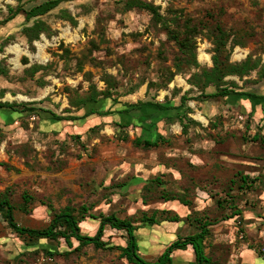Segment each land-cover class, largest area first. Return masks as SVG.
Instances as JSON below:
<instances>
[{
  "label": "rangeland",
  "instance_id": "rangeland-1",
  "mask_svg": "<svg viewBox=\"0 0 264 264\" xmlns=\"http://www.w3.org/2000/svg\"><path fill=\"white\" fill-rule=\"evenodd\" d=\"M43 1L23 2L29 8ZM121 1L66 0L40 17L51 30L42 33L33 43H29L22 33L27 21L23 14H19L9 22V34L0 42L9 37L0 48V66L7 72L0 74V101L36 102L35 106L43 109L38 113H24L11 123L0 121V198L6 197L12 202L15 220L21 225L41 227L47 224L53 214L50 205L54 210H60L68 204L75 207L85 204L92 214L115 213L121 218L135 219L149 209L183 211V206L177 201H165L159 193L149 204L143 203L144 186L134 183L131 177L134 174L147 175V166L142 168L136 162L149 159L153 154L150 149L135 146L132 138L124 139L125 131H114L111 123L101 128L69 129L66 125L57 131H46L39 117L45 110L63 114L70 109L72 114H77L78 108L70 104V96H85L91 83L96 84L99 90L106 89L107 84L103 80L106 74L113 75L119 82L118 93L124 100H163L172 96L175 87L186 86L187 75L177 74L167 88H159L160 81L164 80L163 72L168 68L174 70L177 44L161 24L152 22L147 11L137 8L126 11ZM148 1L159 5L164 16L181 17V22L185 17H191L198 23L208 19V12L213 13L215 17L212 20L220 21L241 42L232 53V61H241L253 54L254 57L261 56L264 62V0ZM17 4V0H0V20L8 15V5ZM63 9L69 10L77 20L76 24L62 18ZM209 32V29H204V33L197 37V51L201 64L212 66L213 44ZM40 44L43 48L39 57ZM14 45L23 52L19 59L15 58L13 51H8ZM25 57L28 58L27 64L23 62ZM33 64H42L46 68L29 77L24 70ZM252 77H256L255 72ZM229 78L239 81L237 77ZM260 86L264 88V83ZM193 101H189L191 107L195 104ZM238 112V108H231L222 113L227 116L221 121L223 125L220 123L217 131L212 132L219 147L218 153L224 154L235 146L231 138H224L227 137L226 132L228 135L233 132L236 135L234 139L239 137L240 140L239 131L246 130L253 139L252 121L239 118ZM194 113L198 119L205 120L201 112ZM229 121H233L231 126L225 128ZM170 128L176 130L178 125ZM258 145L261 146L260 143ZM250 151L256 153L257 148L254 146ZM157 152L160 158L161 153ZM173 159L179 160L178 157ZM228 171L230 179L226 177L223 180L234 178L235 175L230 176L232 171ZM163 181L168 191H177L184 185L170 174L163 177ZM24 194L33 197L27 211L22 209ZM254 195L256 192L250 193L249 209L256 207ZM79 212L78 209L76 213ZM98 226V221L90 217L81 223L82 231L90 235L97 232ZM192 232V226L186 225L178 231V225L166 226L162 222L140 228L136 233L141 254L153 261L177 236ZM103 238L111 245H125L126 242L124 232L109 226ZM77 245L75 241L74 246ZM243 246L253 247L256 254L263 257L264 232H254L244 224L242 227L236 219L212 228V234L206 241V252L217 264H241L238 254ZM47 248L60 253L69 250L63 240L60 244H53L41 239L27 245L0 212V264H130L120 256L119 250L96 248L92 244L84 246L80 254L70 255L50 256L44 250ZM187 250L192 252L193 258L192 247ZM174 257V264H185L188 260L187 254L180 250L174 253ZM243 260L252 264L262 263L252 262L249 256Z\"/></svg>",
  "mask_w": 264,
  "mask_h": 264
},
{
  "label": "trees",
  "instance_id": "trees-1",
  "mask_svg": "<svg viewBox=\"0 0 264 264\" xmlns=\"http://www.w3.org/2000/svg\"><path fill=\"white\" fill-rule=\"evenodd\" d=\"M16 6L8 5V15L0 20V24H6L16 18L19 14H23L26 18L27 25L22 28V33L26 36L29 43L40 38L42 33L49 32L50 26L40 17L48 14L50 11L56 9L62 2L66 0H45L39 4L26 7L24 0H17ZM121 4L124 10L140 9L145 10L151 15L154 24H161L167 31L168 36L173 40L178 47V53L174 58L173 67L168 68L163 72L164 80L162 78L159 88H167L169 83L177 74L187 75V82L191 88L181 94V88H174L171 97H165L164 101L156 100L155 98H148L140 100L136 104H125L127 107L122 108L116 112L131 113L132 110H143L142 113H147L151 109L159 112L169 113V122L179 121L182 125V132L187 134L192 124H198L188 113L192 112V108L188 102L190 100H208L215 98H238V99H260L264 101V88L260 86L264 83V62L261 56L254 57L249 54L244 60L232 61L231 56L237 45H241L240 40L235 34L227 30L220 21L214 19V14L207 13L208 19L194 22L191 17H185L184 22H181V17L169 18L161 13L160 6L148 0H122ZM62 18L70 20L73 24L77 20L69 12L68 9L62 10ZM213 21V23L211 21ZM32 21V23H30ZM204 29H209V38L213 44L211 53L212 66L201 64L198 60L197 51V37L204 33ZM240 34V31L239 33ZM9 37L0 44L3 48L7 43ZM24 64L28 63V58H23ZM46 66L42 64H33L27 67L24 72L29 77H34L35 74L44 70ZM253 72L256 77L253 78ZM0 74H7V72L0 66ZM237 77L240 82L234 78ZM103 80L107 84V88L99 90L94 83L90 84V91L85 96H70V104L81 109L90 103L98 102L102 98H111L115 102L118 101L120 94L118 93L119 82L111 74H106ZM151 83L148 85L147 96L150 95ZM197 89H195V88ZM213 87V92H208V88ZM69 90H73L68 87ZM194 92H199L194 95ZM177 94H181L178 102H173ZM178 104V105H177ZM36 102H10L0 101V109H7L21 113H38L43 111L42 108L35 106ZM185 106V111H175L177 107ZM46 112V110L44 111ZM65 112H71L70 109ZM112 110L104 112V114L112 113ZM173 112V113H172ZM101 113L98 110H92L86 113L85 116L91 114ZM140 113V112H139ZM52 118L56 120H75L80 118L76 115H59L51 112ZM200 124V123H199ZM121 126L127 124L119 123ZM212 125V126H211ZM210 126L217 128V122H210ZM124 139L128 140L129 135H124ZM165 141L163 136L158 140L142 139L136 137L132 143L137 147L150 149L158 147L161 141ZM260 140L264 143V136L256 134L254 141ZM235 178L231 179L229 185L221 190V193L216 194V203L222 210H228L222 219L228 220L238 216V219H243V209L239 205V201L244 194L249 191H254L256 180L241 171H238ZM165 182L160 176L149 180L143 187L142 200L144 204L149 202L159 193L165 201H179L181 204L193 207V201L189 198L188 192L168 191L164 188ZM215 197V196H214ZM25 203L22 207L25 211L28 210V205L33 200V197L24 194ZM50 221L41 227H29L19 224L15 220V206L12 202L4 197L0 198V212L4 214L10 227L17 233V235L27 242V245H33L41 239L47 240L49 243L60 244L63 241L69 247V250L62 253L44 249L46 254L55 256L57 254L70 255L77 252L80 254L82 248L87 245H94L96 248L119 250L120 256L125 258L130 264H174V253L176 251H188V247L193 249V258L188 259L186 264H217L212 255L206 252V241L212 234L210 225L218 222V219H210L208 215H200L197 211H191L188 216L189 224L193 227V232L186 236H177L166 249L157 256L156 259L147 260L140 252L139 239L137 231L140 228L147 226L159 225L163 221H180V217L176 212L169 209H149L141 212L138 219L134 217L121 218L115 213L111 214H92L90 207L83 204L80 207H75L70 204L54 210ZM79 209V213L76 211ZM192 209V208H191ZM151 212V214H149ZM93 218L98 221L99 226L94 235L86 234L82 231L81 223L87 218ZM124 232L125 245H111L104 240V234L107 227ZM243 231V230H242ZM78 245L74 246V242Z\"/></svg>",
  "mask_w": 264,
  "mask_h": 264
},
{
  "label": "crops",
  "instance_id": "crops-1",
  "mask_svg": "<svg viewBox=\"0 0 264 264\" xmlns=\"http://www.w3.org/2000/svg\"><path fill=\"white\" fill-rule=\"evenodd\" d=\"M9 22L6 24H0V42L9 34ZM9 48L8 51L12 52ZM22 53L21 50L20 55L18 56L14 53L16 55L15 58L18 57L19 59ZM207 60H210V57ZM181 88L183 94L191 88V85L186 83V86H182ZM207 91L213 92L214 88L210 87ZM193 94L198 95L199 92H194ZM140 100H142V98H139L138 100H124L123 97H119L118 101L115 102L111 98H102L98 102L90 103L85 107L78 109L76 112L77 114L65 111L63 114H59H69L80 117L75 120L53 119L51 115V112L53 111L43 112L39 117L43 120V129L46 131H57L58 129H63L66 125H69V129L83 130L84 128H101V126L111 123L114 131H125V133L132 139L141 137L142 139H151L154 141L158 140L160 136H163L165 141H161L158 147L150 148V151H152L151 153L153 154L151 158H146L143 161L140 159L136 162V164L142 168L147 166V175L134 174L131 177V180L136 184H143L144 186L149 180L158 176L163 180V177H168V174H170V176H173L178 182L182 181V183H184V185L179 186L177 191L189 193V198L193 201L192 209L177 201L180 206H183V211L181 212L172 208L169 210L176 212L181 220L178 222L163 221L166 226L178 225V231L186 225L190 226L188 216L192 210L199 212L200 215L203 216L206 214L212 220L216 218L218 219L217 223L210 225L211 231L214 226L221 223L235 222L236 219H238V216L228 220L222 219V217L225 214H228L229 211L222 210L217 206L216 194L221 193V190L231 182V180H223L227 179V176H229V173H226L227 170L232 171L230 176L235 175L238 171L243 172L248 175L250 179L256 180V182L254 191H249L247 194H244L239 201V205L243 209V219H238V222L241 223L242 227L244 224V226L254 232H257V230L264 232V143L260 140L254 141V137L257 133L264 136V129L262 128V125H264V101L260 99H254L251 101L249 99L238 98H215L203 101L194 100V108L191 107L188 102L193 110L188 113V115L198 122V124H192L189 132L184 134L182 132V125L179 121L173 123L169 122L170 114L167 112L163 113L153 109L149 111L148 108L146 110L147 113H142L144 109L139 111L132 110L129 114L116 112L122 108H126L127 106L125 104H136ZM163 100L159 99V101ZM178 100L179 98H175L173 102H178ZM185 108V106H180L177 107L175 111L183 112L185 111ZM231 108H238L239 112L237 116L239 118H245L246 122L247 120L252 121L250 127H252L253 139H250L251 137L246 130L239 131L241 134L240 140H238L239 137H237L238 139L235 138L236 140L234 139V136L236 135H233V132L229 133L230 136L228 135V132H226L227 137L225 136L224 138H231L230 141H232V143L234 142L235 146L232 147L230 151H224V154L223 152L218 153L219 147L212 132L217 131L216 129L219 127L220 123L223 125L221 121L226 115L224 116L222 113L224 114L226 110L229 111ZM94 109L101 113L85 116L86 113H89ZM108 110H112L113 112L110 114H104V112ZM195 111L201 112L205 120L198 119L195 116ZM23 114L24 113L21 112L0 109V121L11 123L10 121L16 120L17 117H20ZM210 122H217L218 127L212 128ZM119 123L127 124V126H121ZM231 123L230 121L226 122L225 128L228 127V125L231 126ZM237 123L241 124L238 120ZM175 125H178V128L172 130L170 127ZM237 141H239L238 145ZM259 143L262 147L258 145ZM254 146L257 148L256 153L250 151ZM157 151L161 153L160 158H158ZM225 153L229 154L227 155ZM174 157H178L179 160H174ZM218 161L220 163H218ZM3 165L6 167L8 166L7 163H4ZM228 179H230V177ZM231 179L233 178L231 177ZM164 186L166 185L164 184ZM255 192L256 195H254L253 198L256 207L249 209L248 204L250 202V193L253 194ZM242 230L245 231L244 229ZM180 252L186 253L189 260L192 259L191 251L180 250ZM238 255L241 264H252L243 260L246 256L252 257V262L258 263L259 261V263L262 262L264 264V255L262 257V255L256 254L254 248L251 246H243ZM253 258H255V261H253ZM259 258L262 261L258 260ZM187 262L188 260L185 264Z\"/></svg>",
  "mask_w": 264,
  "mask_h": 264
},
{
  "label": "bare ground",
  "instance_id": "bare-ground-1",
  "mask_svg": "<svg viewBox=\"0 0 264 264\" xmlns=\"http://www.w3.org/2000/svg\"><path fill=\"white\" fill-rule=\"evenodd\" d=\"M39 54H38V56L40 55V53H41V51H42V48H43V45H39ZM9 50L10 51H13L17 56L18 55H20V48H19V46H16V45H14V46H11L10 48H9ZM206 56H208V55H206ZM40 57V56H39ZM208 58H209V56H208ZM15 61L16 62H18V59H15Z\"/></svg>",
  "mask_w": 264,
  "mask_h": 264
}]
</instances>
